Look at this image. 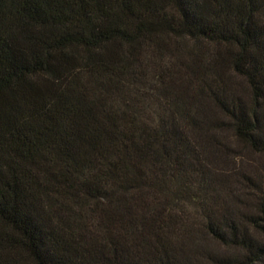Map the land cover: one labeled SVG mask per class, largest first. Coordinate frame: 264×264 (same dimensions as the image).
Returning <instances> with one entry per match:
<instances>
[{
    "label": "trees",
    "instance_id": "trees-1",
    "mask_svg": "<svg viewBox=\"0 0 264 264\" xmlns=\"http://www.w3.org/2000/svg\"><path fill=\"white\" fill-rule=\"evenodd\" d=\"M0 264H264V0H0Z\"/></svg>",
    "mask_w": 264,
    "mask_h": 264
},
{
    "label": "rangeland",
    "instance_id": "rangeland-1",
    "mask_svg": "<svg viewBox=\"0 0 264 264\" xmlns=\"http://www.w3.org/2000/svg\"><path fill=\"white\" fill-rule=\"evenodd\" d=\"M244 159H246L248 162H251V163H255L256 161L259 162V159L250 153H245Z\"/></svg>",
    "mask_w": 264,
    "mask_h": 264
}]
</instances>
